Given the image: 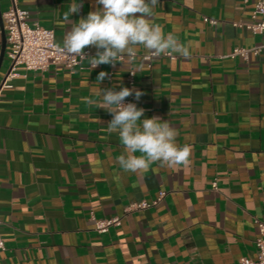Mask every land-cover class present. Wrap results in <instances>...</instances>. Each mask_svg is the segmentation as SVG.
Masks as SVG:
<instances>
[{
    "label": "crops",
    "instance_id": "obj_1",
    "mask_svg": "<svg viewBox=\"0 0 264 264\" xmlns=\"http://www.w3.org/2000/svg\"><path fill=\"white\" fill-rule=\"evenodd\" d=\"M79 2V0H77ZM72 21L98 7L80 0ZM257 0H159L154 22L189 46V57L141 54L129 63L73 70L51 65L25 71L3 88L9 71L0 0V264H236L256 258L264 220V34L246 28ZM72 0H18L28 21L54 30L61 44ZM139 15V14H137ZM204 17L216 20L215 24ZM236 47H260L248 60ZM95 55V47H86ZM143 68H139V64ZM150 64V67L148 66ZM134 86L142 118L169 121L187 168L151 166L140 175L117 163L123 146L109 135L111 114L82 102L93 90ZM101 71L108 73L99 83ZM216 182V187L213 183ZM166 195L150 208L129 204ZM120 216L107 232L94 220Z\"/></svg>",
    "mask_w": 264,
    "mask_h": 264
},
{
    "label": "clouds",
    "instance_id": "obj_2",
    "mask_svg": "<svg viewBox=\"0 0 264 264\" xmlns=\"http://www.w3.org/2000/svg\"><path fill=\"white\" fill-rule=\"evenodd\" d=\"M98 7L90 11L86 18L72 21L82 3L72 0L68 10L63 13V23L71 24L66 30L57 51L70 57L86 59L91 69L102 65H112L127 58L135 63L139 47L153 56L178 54L189 57V46L182 44L174 32L165 34L161 24L154 22L155 9L159 0H95ZM139 14V15H137ZM95 47V55H86V47ZM123 64V63H122ZM124 65V64H123ZM143 68V64H139ZM136 75L135 71H130ZM108 73L101 71L97 76L99 83ZM135 93L139 100L143 93L128 87L116 91L115 87L93 90V96L82 97V102L104 109L112 119L107 124L109 135L116 134L123 146V152L117 157L119 168L124 173L143 174L159 167L176 169L187 168L191 164L192 149L177 143V129L169 121L158 116L144 117L145 109L136 103H125V99Z\"/></svg>",
    "mask_w": 264,
    "mask_h": 264
},
{
    "label": "built area",
    "instance_id": "obj_3",
    "mask_svg": "<svg viewBox=\"0 0 264 264\" xmlns=\"http://www.w3.org/2000/svg\"><path fill=\"white\" fill-rule=\"evenodd\" d=\"M253 22L247 23V29L254 33L264 34V0H257L251 14ZM6 40L8 44L7 56L10 60V68L5 75L2 87H12L11 81L20 76L19 67L24 70H45L51 65H63L70 70L78 67L83 60L80 57H70L57 51L54 30L46 28L38 23L28 21V11L19 6L18 0H10L9 7L3 13ZM204 21L215 24L216 20L204 17ZM264 46V45H263ZM260 47L241 48L236 47L232 51L233 56H240L248 60L250 53L257 54ZM86 55H91V51L84 50ZM142 59L150 61L151 53L141 54ZM150 67V64H148ZM133 71V70H131ZM128 86L133 88L134 75L129 72ZM125 103H134V95L125 99ZM216 187V182L213 183ZM166 195L165 191H160L158 196L151 200H141L133 202L125 207V212L142 210L156 206ZM122 217L113 216L94 220V229L97 232H107L111 226L120 225ZM258 228V237L255 240L256 258L242 257L236 264H264V220L255 218ZM5 249L4 240L0 234V252Z\"/></svg>",
    "mask_w": 264,
    "mask_h": 264
}]
</instances>
